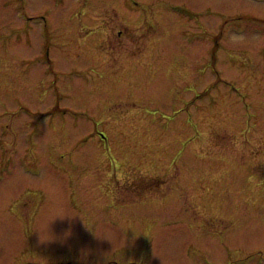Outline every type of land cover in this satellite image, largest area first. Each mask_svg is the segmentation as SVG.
<instances>
[{
	"label": "rangeland",
	"instance_id": "rangeland-1",
	"mask_svg": "<svg viewBox=\"0 0 264 264\" xmlns=\"http://www.w3.org/2000/svg\"><path fill=\"white\" fill-rule=\"evenodd\" d=\"M263 74L264 0H0V264H264Z\"/></svg>",
	"mask_w": 264,
	"mask_h": 264
},
{
	"label": "flooded vegetation",
	"instance_id": "flooded-vegetation-1",
	"mask_svg": "<svg viewBox=\"0 0 264 264\" xmlns=\"http://www.w3.org/2000/svg\"><path fill=\"white\" fill-rule=\"evenodd\" d=\"M136 4V3H135ZM137 5V4H136ZM122 32L121 31H118V34H116L119 38L120 37H122L123 35L121 34ZM114 41H115V37H114ZM122 42V41H121ZM150 43V46H149V49L147 50L148 52H150L151 53V58H152V60H153V53L152 52H155V48H156V45L160 48V43L158 44V39L157 38H154L152 41H150L149 42ZM140 48V46H138L137 47V49H139ZM130 49V48H129ZM127 50H128V48H127ZM118 51V49H116V52ZM256 57H258V54H256ZM141 62H142V59L140 60V64H141ZM243 67L245 68L246 67V65L245 64H243ZM247 73H248V76L250 77L251 76V74L248 72V71H246ZM260 77V75H256L255 76V82L254 83H256V84H260V83H263V81H264V74L262 75V77L261 78H259ZM253 82V81H252ZM239 95H241L242 96V94L239 92ZM241 98H243V100H244V108H243V110L241 111V113H242V122H243V125H244V127H243V133H245L246 135H248L249 134V132H250V119H249V111L248 110H245V107L246 108H248L249 106H248V104H247V101H246V99H245V97L243 96V97H241ZM218 103V102H217ZM215 104V105H213L214 107H216V105H219L220 106V108H222L223 107V103L222 102H219L218 104ZM227 105V104H226ZM212 107V106H211ZM254 107H256V108H258L257 106H256V104L254 105ZM219 111V110H218ZM59 113H61V114H64V115H66V113H69V111L68 110H66V109H61L60 110V112ZM245 125H247L248 127L246 128L245 127ZM252 130V129H251ZM255 133H257V131H254ZM261 135L262 134H260V137H259V139H256L255 141H256V143H257V147L258 148H261L262 147V144H261V142L262 141H264L263 140V138L261 137ZM247 141H248V139H247ZM224 145H226V144H224ZM224 145L223 146H221V147H224ZM260 145V146H259ZM153 147H157V145H151V147L150 148H153ZM91 159V158H90ZM158 160V159H157ZM125 161V160H124ZM95 162H97V165H94V163ZM99 161L97 160V159H91L90 160V167H94V166H103V164H99L98 163ZM100 162H103V163H105L104 164V166L105 167H109V168H111V166L113 165V167H116V165H114V164H112V165H110L109 163H108V161H105V160H103V161H100ZM148 162H151V163H153L152 161H148ZM224 171V170H223ZM110 177H112V175L110 176Z\"/></svg>",
	"mask_w": 264,
	"mask_h": 264
},
{
	"label": "trees",
	"instance_id": "trees-1",
	"mask_svg": "<svg viewBox=\"0 0 264 264\" xmlns=\"http://www.w3.org/2000/svg\"><path fill=\"white\" fill-rule=\"evenodd\" d=\"M218 168L220 169V167H222V170H225L230 164L231 162L229 161H225V160H220L218 163ZM205 167V166H204ZM115 168H118V166H116ZM210 168V167H209ZM204 171V170H203Z\"/></svg>",
	"mask_w": 264,
	"mask_h": 264
},
{
	"label": "bare ground",
	"instance_id": "bare-ground-1",
	"mask_svg": "<svg viewBox=\"0 0 264 264\" xmlns=\"http://www.w3.org/2000/svg\"><path fill=\"white\" fill-rule=\"evenodd\" d=\"M209 168V167H208ZM210 168H212V167H210ZM218 169V171H220L221 169H219V168H217ZM208 170H205V171H203L204 172V174L207 172Z\"/></svg>",
	"mask_w": 264,
	"mask_h": 264
}]
</instances>
